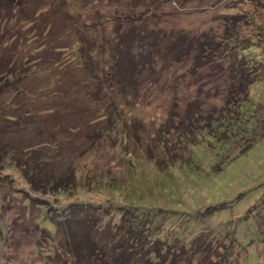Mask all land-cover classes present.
I'll return each mask as SVG.
<instances>
[{
    "label": "rangeland",
    "instance_id": "1",
    "mask_svg": "<svg viewBox=\"0 0 264 264\" xmlns=\"http://www.w3.org/2000/svg\"><path fill=\"white\" fill-rule=\"evenodd\" d=\"M30 5L24 24L41 41L39 47L47 43L57 47L56 61L63 67L54 68V56L44 57L46 62L37 63L44 65L33 70L34 82L26 86L43 88L41 97L49 105L55 107L57 100L75 111L69 114L68 124L79 123L76 126L86 130L85 136L93 130L104 131L96 144L74 136L67 145L65 134L58 135L56 141L62 142L66 159L61 168L71 163L73 169L93 179L107 172L122 177L135 167L134 179H125L120 191L111 195L117 198L120 217L124 209H136L143 217L138 224L137 215L125 212L134 221L131 227L144 225L152 240L159 236L164 244L191 245L190 264H264V0H31ZM130 16H142L141 23L134 24L136 33L125 22ZM141 30L144 34L140 35ZM153 32L157 40L164 33L208 34L220 47L234 43L243 55L256 56L259 65L252 58H241L244 68L261 79L240 104V121L219 125L225 88L220 76L212 82L211 77L217 75L210 65L214 55L208 53L207 62L194 68L185 59L161 60L163 54L152 47ZM117 37L118 45L113 43ZM143 62L145 68H133ZM130 72L135 73L136 88L127 79ZM190 104L193 113L201 107L203 115L198 121L190 117L187 124L199 132L207 127L201 125L208 119L211 132H202L189 154L178 129L189 133V126L182 124L190 116ZM114 106L126 129H112ZM98 112L106 117L111 112L109 121H95ZM53 121L44 125H56ZM127 130L134 133L128 137ZM222 134L225 139H220ZM164 146L172 156L169 159L189 157L158 168L155 164L166 158L161 151ZM13 183L14 189H26L19 175ZM10 184L0 182L4 227H0L4 231L0 264H45V259L35 255L37 240L31 229L13 226L25 209L21 202L26 198L20 191L13 193ZM134 239L128 242L135 245ZM187 255L181 251V261L186 262Z\"/></svg>",
    "mask_w": 264,
    "mask_h": 264
},
{
    "label": "trees",
    "instance_id": "2",
    "mask_svg": "<svg viewBox=\"0 0 264 264\" xmlns=\"http://www.w3.org/2000/svg\"><path fill=\"white\" fill-rule=\"evenodd\" d=\"M30 1L0 0V182L11 183L13 189L16 188V184L13 183L15 176L19 175L24 183L26 182V189L12 190L15 193L20 191L26 198L21 202L22 208L25 209L20 218L14 221L13 226L19 227L20 230L31 229V234L36 235L37 240L35 255L45 259V264H141L144 261L145 264L192 263L193 259L189 256L193 255L189 250L191 245L186 248L179 241L181 245L179 248L168 242L164 244L159 236L155 237V241L152 240L154 236L148 235L149 229H144V225L131 227L134 221L124 216V213L137 215L139 224L143 221V217L135 211L136 209L123 208V215L120 217L119 207L115 205L117 198L112 199L111 195L120 191L119 188L124 185L125 179H134L135 167L127 168L129 172L127 175L123 174L125 177L107 172L102 176L95 174L93 179L83 173V170L73 169L71 163L67 168H61L66 159L62 155L63 149L60 148L62 142L56 141L58 135L65 134L69 141L67 145L75 140L74 136L84 140L86 137V140L90 139L96 144L103 138L104 131L93 130L85 136L86 130L76 126L79 123L68 124L71 120L69 114H74L75 111L72 112L60 101L58 104L57 100L55 107L49 105L47 99L41 97L43 88L26 86L34 82L33 70L44 65V63L37 64L44 60V57L54 56V68L58 66L60 70V67H63L59 59L56 61L57 47L49 43L39 47L41 41L34 39L28 24H24L31 14ZM140 17L130 16L125 21H129L128 25L134 33L137 32L134 24L141 23ZM125 33L128 34V31ZM139 33L144 34L142 30ZM153 33L152 47L156 52L163 54L159 57L161 60L173 57L178 62H184L185 59L191 61L194 68L206 61L208 53L214 55L210 65L213 73L217 75L211 77L212 82L220 76L225 83H220L225 88V100L224 107L221 108L219 125L240 121V104L247 100L249 89L255 81L261 79L244 68L246 63H241V58L248 60L252 58L256 62V56L243 55L244 51L233 45L234 43L233 46L220 47L221 44L217 45L214 37L208 34L193 36L187 32H176L173 36L164 33L163 36H158L157 40L155 32ZM230 40L234 42L232 37ZM118 41V37L113 39L116 45ZM251 48L248 50L255 53ZM256 51L262 50L256 48ZM58 52L62 54L64 50L59 49ZM238 63L240 66L236 71L235 67ZM137 65L140 69L145 68L144 62L142 65L134 64L133 68L136 69ZM134 75L135 73L130 72L127 79L132 83V87L136 88V83L132 79ZM124 79L122 78L121 82H124ZM42 105L46 107L43 108ZM192 108L190 104L189 112L187 111L190 116L185 115V124H182L186 128L189 126V133L187 134L186 129H178L185 138L184 145L188 147L189 154L200 140L202 132L208 134L211 132V130L207 131L208 127L209 129L211 127L208 119L201 125L207 127L200 129L199 132L194 131L187 124L190 117L198 121V117L203 115L200 114L201 107L195 113ZM114 110L112 129L119 127L126 129V122L119 119L122 115L115 106ZM108 113V117L99 113L95 121H109L111 112ZM207 114L210 115V111ZM79 115H81L80 111ZM172 115L174 117V111ZM50 119H53L52 124L56 125L45 126V122H49ZM126 133L129 137L134 131L127 130ZM113 135L116 137L117 133ZM221 138L226 137L222 134ZM134 139L136 140L135 135ZM161 151L166 158L163 163L155 164L158 168L165 169L176 159L189 157V155L180 157L175 155L172 160L169 159L172 156L167 154L166 146ZM97 173L102 172L97 170ZM91 195L92 198H88ZM115 213L118 214L116 219ZM151 226L155 227V224L150 225L149 228ZM0 227L4 229L1 221ZM0 232V235L4 236V231L0 230ZM133 238L137 240L135 245L128 242ZM55 241H57L56 246H54ZM181 251L188 254L185 257L188 259L186 262L181 261L179 257ZM222 259L223 257L220 260ZM201 260L204 262L203 259Z\"/></svg>",
    "mask_w": 264,
    "mask_h": 264
}]
</instances>
